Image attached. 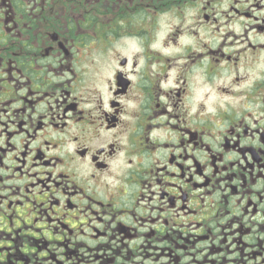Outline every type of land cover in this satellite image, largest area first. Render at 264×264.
Wrapping results in <instances>:
<instances>
[{"label": "flooded vegetation", "instance_id": "obj_1", "mask_svg": "<svg viewBox=\"0 0 264 264\" xmlns=\"http://www.w3.org/2000/svg\"><path fill=\"white\" fill-rule=\"evenodd\" d=\"M0 264H264V0H0Z\"/></svg>", "mask_w": 264, "mask_h": 264}]
</instances>
